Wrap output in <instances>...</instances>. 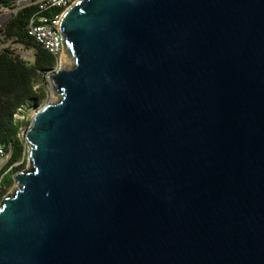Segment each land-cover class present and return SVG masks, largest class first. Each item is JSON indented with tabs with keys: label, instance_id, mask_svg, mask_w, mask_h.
Instances as JSON below:
<instances>
[{
	"label": "water",
	"instance_id": "1",
	"mask_svg": "<svg viewBox=\"0 0 264 264\" xmlns=\"http://www.w3.org/2000/svg\"><path fill=\"white\" fill-rule=\"evenodd\" d=\"M0 205V264H264V0H78Z\"/></svg>",
	"mask_w": 264,
	"mask_h": 264
},
{
	"label": "trees",
	"instance_id": "2",
	"mask_svg": "<svg viewBox=\"0 0 264 264\" xmlns=\"http://www.w3.org/2000/svg\"><path fill=\"white\" fill-rule=\"evenodd\" d=\"M22 0H0V7L15 9ZM39 0H30L13 13L2 29L0 48V146L11 153L8 166L20 162L24 154L21 130H27L30 120L20 121L17 114H27L36 109L45 99L48 79L57 67L58 60L43 45L30 35L29 25L32 19L52 16L61 12L58 8L41 9ZM21 47L33 52L30 62L19 51ZM27 159L15 167L0 190V202L15 184V175L24 170Z\"/></svg>",
	"mask_w": 264,
	"mask_h": 264
},
{
	"label": "built area",
	"instance_id": "3",
	"mask_svg": "<svg viewBox=\"0 0 264 264\" xmlns=\"http://www.w3.org/2000/svg\"><path fill=\"white\" fill-rule=\"evenodd\" d=\"M77 1L78 0H39L38 2L40 3L41 9L43 11H45L48 8H58L59 10H61V12L49 17L42 16L37 19L34 18L31 20L29 25L30 35L33 36L38 41V43L43 45V47L49 53H51L53 56L57 58L58 64L63 52V43H62V37L60 35L59 25L64 13ZM28 2H30V0L20 1L17 5V8L15 9L0 7V33H2V29L5 23L9 20L12 14L17 12ZM8 45L9 44L3 46H8ZM57 67L54 70L58 71ZM16 118L20 121L28 120L26 119L27 117L25 115H21V114H17ZM25 132H23V130H21L20 132V137L22 138L25 147L24 154L20 162L8 166L11 160V153L6 152L5 149L0 146V190L4 187V181L9 175H11L13 169L19 165H22L27 159V157L29 160V144L25 140ZM2 202H0V205L2 204Z\"/></svg>",
	"mask_w": 264,
	"mask_h": 264
},
{
	"label": "rangeland",
	"instance_id": "4",
	"mask_svg": "<svg viewBox=\"0 0 264 264\" xmlns=\"http://www.w3.org/2000/svg\"><path fill=\"white\" fill-rule=\"evenodd\" d=\"M0 38L3 39V35L2 33H0ZM3 46L2 43L0 42V47ZM19 51L23 54V56L28 59V61L32 62L33 61V52L31 51H27L21 47H18ZM61 58L62 56L60 57V61H59V64H58V67L57 69L60 70V69H66V70H71L72 68V62H68V63H63L62 64V61H61ZM53 102V90L52 88L50 87L49 85V88L46 89V92H45V99L44 101L37 107V109H40L42 108L43 106H45L46 104L48 103H52ZM37 109H34L32 111H30L26 116L28 120L32 121V118L33 116L35 115ZM26 130H23V132H25ZM30 167V162L28 160V157H27V164L25 166L24 169H28ZM16 185L14 184L9 190L8 192L5 194V197L9 194H11L13 192V190L15 189Z\"/></svg>",
	"mask_w": 264,
	"mask_h": 264
}]
</instances>
